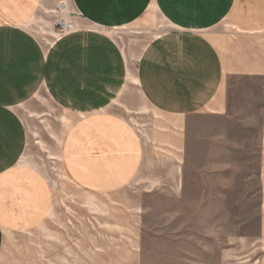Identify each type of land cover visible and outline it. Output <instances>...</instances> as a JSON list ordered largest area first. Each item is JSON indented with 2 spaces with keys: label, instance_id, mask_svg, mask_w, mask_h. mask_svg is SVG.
Wrapping results in <instances>:
<instances>
[{
  "label": "rangeland",
  "instance_id": "1",
  "mask_svg": "<svg viewBox=\"0 0 264 264\" xmlns=\"http://www.w3.org/2000/svg\"><path fill=\"white\" fill-rule=\"evenodd\" d=\"M63 1L75 30L91 26L113 39L126 73L124 49L136 59L153 38L180 25L155 0L140 16L116 25L81 16L71 0H39L25 20L7 10L2 14L0 5V21L22 25L47 50L68 34L59 31L51 12ZM207 27L226 70L225 112L212 117L207 110L179 123L148 107L138 85L122 87L99 114L126 120L143 155L134 175L113 190L78 185L69 176L79 169L78 152L65 142L77 146L79 140L67 137L64 123H77L80 113L60 109L45 89L18 108L27 145L0 178L6 190L0 192V207L13 213L0 217V264H264V0H237ZM253 28L259 31L245 32ZM254 71L261 73L251 75ZM190 124L198 127H191L193 144ZM196 143L199 159H189ZM112 153L106 156L113 158ZM97 157L99 152L86 155ZM120 164L113 163L114 172ZM36 186L47 192V208L29 209L16 198L18 191L24 197ZM19 205L26 207L22 221L28 224L15 229L11 221L20 220Z\"/></svg>",
  "mask_w": 264,
  "mask_h": 264
},
{
  "label": "crops",
  "instance_id": "2",
  "mask_svg": "<svg viewBox=\"0 0 264 264\" xmlns=\"http://www.w3.org/2000/svg\"><path fill=\"white\" fill-rule=\"evenodd\" d=\"M3 1L5 3L0 4L3 6L2 14H8L7 10L19 20L30 18L33 8L39 3V0ZM71 1L81 16L95 21L108 19L113 25L140 16L151 2ZM155 1L180 25L153 38L136 59L124 49L127 73L124 58L113 39L96 28H78L59 38L46 50L22 25L0 21V178L11 172L26 149L27 132L18 108L40 89H45L60 109L70 114L80 113L77 123L76 120L75 124L64 123L68 129L67 137L79 140L77 146L65 142L70 150L78 152L75 166L79 169H73L69 176L78 185L105 190H113L118 182L130 174L134 175L138 167L136 162L142 160L143 155V144L126 120L99 114L114 102L122 87L126 90L130 85H138L148 107L171 116L179 123L191 122L193 116L207 110L212 117L225 112L226 70L222 54L206 35V30L207 26L226 16L237 5V0ZM65 3L67 17L69 8ZM51 12L56 15L55 7ZM255 31L259 30H245L249 33ZM135 61H138L137 67ZM260 73L254 71L251 75ZM191 127L195 126L188 125L191 130L189 143L195 136ZM177 144L181 145V139H177ZM189 151V159H199L198 143ZM90 152H99L100 157L92 158L95 162L86 158ZM112 152L116 153L113 158L106 156ZM104 159L124 163L120 164V171L114 172L113 163L96 162ZM15 185L21 187L18 183ZM0 192H6L5 186L0 185ZM16 198L29 204V209L36 207L39 210L40 206L44 209L49 205L47 192L41 186L32 187L24 197L18 191ZM19 209L20 220L11 221L15 229L28 224L22 221L26 207L19 205ZM12 215L0 207L1 218ZM1 218L0 250L4 239Z\"/></svg>",
  "mask_w": 264,
  "mask_h": 264
},
{
  "label": "built area",
  "instance_id": "3",
  "mask_svg": "<svg viewBox=\"0 0 264 264\" xmlns=\"http://www.w3.org/2000/svg\"><path fill=\"white\" fill-rule=\"evenodd\" d=\"M64 6L65 5L61 2L58 6V10L62 12V7L64 8ZM56 26H58V28H60L59 31L64 34L75 30L74 24L71 21L66 22V20L62 18L61 16L57 17Z\"/></svg>",
  "mask_w": 264,
  "mask_h": 264
},
{
  "label": "bare ground",
  "instance_id": "4",
  "mask_svg": "<svg viewBox=\"0 0 264 264\" xmlns=\"http://www.w3.org/2000/svg\"><path fill=\"white\" fill-rule=\"evenodd\" d=\"M61 3V2H60ZM60 3H58L57 4V6L55 7V13H56V16L58 17V16H61L62 18H64L65 20H66V22H68L67 21V17H66V11H67V7H66V5H65V3H64V1L62 2L65 6H64V8L62 7V12L60 11V10H58V6H59V4Z\"/></svg>",
  "mask_w": 264,
  "mask_h": 264
}]
</instances>
